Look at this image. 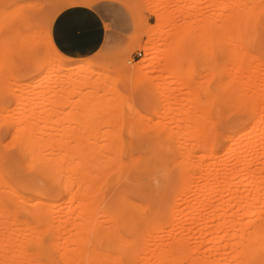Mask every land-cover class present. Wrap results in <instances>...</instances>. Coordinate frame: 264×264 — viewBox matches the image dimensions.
Listing matches in <instances>:
<instances>
[{
    "label": "rangeland",
    "instance_id": "1",
    "mask_svg": "<svg viewBox=\"0 0 264 264\" xmlns=\"http://www.w3.org/2000/svg\"><path fill=\"white\" fill-rule=\"evenodd\" d=\"M104 3L114 5V10L106 8L104 12L126 32L115 42L91 55L69 57L59 52L51 37L50 26L54 17L64 9L77 10L81 6L91 7ZM221 3L222 0H0V140L3 142L1 146H5L3 150L17 157L14 148L10 147L12 145L5 143H9L7 139L10 133L12 136L16 130L35 136H40L38 132L43 133L46 138L43 137L51 144L49 147L54 148L103 145L102 137L109 133L111 136L121 135L127 148H157L164 155L168 154V149L190 146L199 149L201 135L208 131L212 136L221 133L223 120L220 103L224 94L221 83L224 85V81L230 77L233 80L235 78L232 69L229 70L232 65L229 60H233L229 57L230 50L227 53L230 48L225 44L227 40L223 47L221 44ZM167 9L176 15L177 27L174 28L178 29L175 30L178 34L172 31L177 37L167 33L172 28L170 25L163 26L159 21L163 11L168 12ZM113 22L110 21L108 25ZM209 23L213 24L214 32L213 29L210 32ZM195 24L198 28L194 27L196 38L188 40L190 28ZM164 31L171 35L165 34L166 38ZM159 32H164L162 35L166 39H159ZM179 36L181 40H177ZM174 38L180 44L178 48ZM173 40L176 44L174 48L180 54L175 49L171 50L172 53L176 52V56L174 54V61L170 62L171 52L169 55L167 52L172 49L170 42L174 44ZM190 42L194 44L193 47ZM214 43L217 47L213 46ZM155 44L164 50L166 56L164 58L163 52L158 53V58L164 59L163 65L155 64L156 69L149 76H157V80L166 72L173 73L167 75V78L164 76V86L167 84V91L164 89L167 92L164 95L166 101L162 96L164 91L161 95L156 91L157 88H152L155 83H162L160 80L163 77L157 82L155 79L151 81L148 76L149 82L148 79H145L147 82H141L131 75L134 67L148 63L151 49L157 47ZM209 44L213 51L210 53ZM85 65L91 72L85 71ZM166 68L171 71H166ZM255 75V84L241 91L240 112H230L225 119L246 123L247 113L252 111L254 115L252 126L240 130L241 160L248 155L254 157L250 165L242 167L239 163L237 167L241 191L239 197L244 202L251 196H255L256 200H264V72L259 71ZM248 96H251L250 100ZM160 99L161 102L158 101ZM190 114H193V120ZM196 131L201 134H198L200 139L195 137ZM215 141L214 146L222 143L218 137ZM167 163L170 167L172 158ZM5 173L3 169L0 175L4 176ZM8 177L10 179V175ZM28 186L39 187L41 184L0 182V195L3 194L0 196V228L3 227L0 229V264H250L255 260L252 258L253 253L245 247V241L254 244V252L258 255L257 264L264 263V233L245 232L243 224L239 227V242L242 244L237 249H207L213 237L210 231L205 234L206 237L203 235L207 243L203 247L206 249H178L179 252L165 259L157 255H146L147 249L96 248L92 251L90 245L88 248L78 247L74 235L79 230L73 232L75 226L71 227L74 217H70L69 226L66 215L62 214L67 226L62 225L63 222L59 225L57 219L60 221L61 214L57 216L58 213H55L56 219L54 215L46 216L42 212L44 207L35 205L36 198L40 199L42 194L37 190L26 192L24 188ZM21 201L25 203L21 205ZM36 206L38 210L41 209L40 215L36 213L38 210L35 211ZM258 207L256 203L255 208ZM25 210H29L28 213ZM250 210L243 209V218ZM77 220L75 218L74 222ZM45 223H48L47 229ZM208 223L214 226L216 221L210 219ZM49 224L51 227L54 224L58 230L65 226L67 230L62 232L65 231L63 228L61 232H54L53 228L49 230ZM198 225H194L195 228ZM262 225L264 208L255 218L252 227ZM190 233L187 237L192 236L187 239L191 245L201 240V235L196 236L198 232ZM194 235L198 241L192 238ZM227 239H222L220 247H223L222 243L227 242ZM234 250L238 252L237 255Z\"/></svg>",
    "mask_w": 264,
    "mask_h": 264
},
{
    "label": "bare ground",
    "instance_id": "2",
    "mask_svg": "<svg viewBox=\"0 0 264 264\" xmlns=\"http://www.w3.org/2000/svg\"><path fill=\"white\" fill-rule=\"evenodd\" d=\"M165 11L163 12L165 13ZM167 11L161 17L157 14L160 17L157 16L160 19L159 21H161L162 25H170L172 27L170 31L178 30L174 28L177 27L175 22L176 15H173V11H171L173 13L168 9ZM220 17V27L222 29L221 44L223 47L224 41L227 40L225 44L230 47H226L228 48L227 53L230 50L229 57L233 60H229V63L232 64L229 70L232 69L231 71H233L235 78L233 77L234 80L231 77L232 80L230 78H227V81L223 80L224 85L221 83V90L224 89L220 103L223 121L222 131L218 136V133L212 136L209 131L206 134L204 133V135L198 133L202 138L196 131L194 133L195 137L202 139L201 142L199 141V149L196 146L183 149H168V154L164 155L162 150L157 148H127L123 144L124 141L121 135L111 136L108 135L109 133L102 137L103 145L83 146L72 149L65 147L54 148L52 146L54 148L52 149V147H49V140L45 139L46 137L43 133L38 132L37 134L40 136H35V134L31 135L32 133L30 132V135L27 134L28 132H22L23 135H21V132L14 129L16 131H13L12 136V133H10V137L7 139L9 143H5L12 145L10 147L14 148L17 157L9 151L3 150L5 146H1L3 142L1 143L0 140V173L1 170H6L4 176L0 175V182L2 184H41L39 187H25L24 190L26 192L37 190L42 194L40 199L36 198L35 205L43 206L42 212L46 216L52 217L54 215L55 218V213H58L57 216L59 214L62 216L63 214V216L66 215L65 218L68 221L71 216V219L74 217L71 227L72 225L75 226L73 229L76 230L72 231L78 232L79 230L74 235L75 244L83 248H88L87 246L90 245L89 248L92 251L96 248H139L147 249L145 254L148 256L157 255L165 259L168 255H174L179 252L178 249H206L207 247H203L207 244L203 235L206 237L205 234L208 231H210L209 233L212 232L213 237L209 240L208 243L211 245L207 249L210 248L214 251H218L221 248L237 249L240 247L242 243L239 242V227L241 228L242 224L245 225L243 226L245 230L242 229L245 232L259 231L264 233V225L257 226V228L252 227L255 224V218L261 214L264 208V200H256L255 196H251L244 202L240 201L241 196L239 197L241 191L238 185L239 174L237 167L239 163H241L242 167L250 165L254 158L252 155H248L241 160L239 155L240 130L249 125L252 126L251 124H253L254 120L253 112L247 113L248 122L246 123H240L236 119L225 120L230 112H240L239 96L241 91L255 84V74L257 72H264V0H222ZM209 24L210 27L206 26L210 28L211 32L214 27L212 23ZM196 26L195 24L191 27L192 29L190 28L188 40L193 41L196 38L195 30L198 29ZM170 31L167 33L177 37V35L174 36L175 33L173 31ZM164 32L157 33L160 37H158L159 39L168 35L166 31ZM163 33L164 36L162 35ZM166 38L168 37L166 36ZM179 38L180 36L177 40H181ZM170 44L173 47L171 46L172 49L168 50L167 55L171 52V56L169 55V58L171 57L169 61L171 62V60L174 61L173 57L176 53L172 52L177 49L174 48L176 45L175 41L174 44L171 42ZM178 45L180 44H177V48ZM193 45L191 46L193 47ZM217 45L219 46L218 43ZM213 46L217 47L215 43ZM157 47L151 49L150 52L153 56L150 55L147 64L134 67L131 71L132 77L140 79L139 81L147 80L149 74L155 71V64L163 65L162 61L164 59L162 60L161 57L159 59L157 55L164 50L158 47L159 50L161 49L159 51ZM166 48L169 49L170 47L167 46ZM211 49L210 47L209 53L212 51ZM220 49L219 47V51ZM163 53L165 58V52ZM177 53L178 55L180 54L178 50ZM167 61L165 60V62ZM79 66L82 65L80 64ZM84 69H86L85 71L89 70L86 65ZM166 71L169 70L167 69ZM166 73L164 75L166 78L173 74ZM150 76L149 79L151 81H154L157 77L153 78ZM164 76H161L163 79L158 77V81L155 80L163 83L164 79H166ZM149 79L147 80L148 82L150 81ZM230 80L234 82L233 86H231ZM162 83H155L152 88H157L156 91L160 92V94L164 91V94H161L164 96L167 91V84L164 86L166 82ZM158 92L156 93L158 94ZM166 98H164L165 101ZM247 98L250 100L251 96ZM161 99L158 101L161 102ZM116 112L119 113V111ZM189 116L193 117V114ZM3 122L8 121L4 120ZM217 137L222 141L220 146H214ZM109 143L112 145H107ZM169 158H172L170 167L167 163ZM197 180L201 182L199 181V183ZM22 203H25V201H21V205ZM62 203L65 204L63 205L64 207H61ZM256 203L259 204L258 208H255ZM17 204L19 203L17 202ZM62 208L64 209L62 210ZM242 208L251 209L245 218L241 214ZM37 210L38 206H36L35 211ZM39 210L36 213H42ZM33 213L35 212L33 211ZM62 217H59L60 221ZM75 218L78 219V222H74ZM210 219L216 221L214 226L208 225ZM187 220L189 221L186 224ZM57 221L58 224L63 222L62 225L67 226L65 219L61 222L59 219ZM48 223L44 224L46 229L48 228ZM196 223L199 224L197 228H195ZM51 224H49V227H51ZM52 226L49 230L53 228L54 232H61L65 227L63 226L62 228L61 226L59 227L60 230H58V227L54 228V224ZM66 228L62 232H66ZM194 230H197L196 232L199 234L196 236L199 237L201 235L202 238L198 241L199 239L197 240L194 235L192 238L195 237L198 242L191 245L188 239L192 235L187 236L189 232H191L190 234L196 233ZM192 231L194 232L192 233ZM226 238H228V241H225L224 244L222 243L223 247H220V242H222V239L226 240ZM245 242H243L245 247L253 253L252 258L255 260V262L250 264H257L258 255L254 252V244ZM126 252L128 253V251ZM237 254L238 252L235 251V255ZM110 260H112V254L110 255Z\"/></svg>",
    "mask_w": 264,
    "mask_h": 264
},
{
    "label": "crops",
    "instance_id": "3",
    "mask_svg": "<svg viewBox=\"0 0 264 264\" xmlns=\"http://www.w3.org/2000/svg\"><path fill=\"white\" fill-rule=\"evenodd\" d=\"M80 8L64 9L51 23L53 43L62 54L69 57L91 55L115 42L126 32L104 12L106 8L114 10L113 4L104 3ZM110 21L113 23L109 26Z\"/></svg>",
    "mask_w": 264,
    "mask_h": 264
},
{
    "label": "built area",
    "instance_id": "4",
    "mask_svg": "<svg viewBox=\"0 0 264 264\" xmlns=\"http://www.w3.org/2000/svg\"><path fill=\"white\" fill-rule=\"evenodd\" d=\"M140 55H141V52L138 53V56H140Z\"/></svg>",
    "mask_w": 264,
    "mask_h": 264
}]
</instances>
